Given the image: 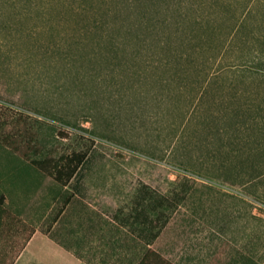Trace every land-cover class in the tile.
<instances>
[{"label":"rangeland","instance_id":"1","mask_svg":"<svg viewBox=\"0 0 264 264\" xmlns=\"http://www.w3.org/2000/svg\"><path fill=\"white\" fill-rule=\"evenodd\" d=\"M28 1L0 0V155L10 152L21 157L0 160L17 164V171H9L11 176L6 170L3 175L15 181L20 193H30L28 199L34 195L45 200L59 189L63 201L69 190L49 173H55L60 157L84 154L92 159L85 183L92 194L103 191L101 198L112 202L132 197L140 183L170 196L184 182L185 169L195 171L201 177L188 174L198 181L189 203L183 202L156 244L172 260L184 262V232L192 231L184 229V224L189 226V212L208 209V200H227L223 185L240 186L246 176L264 171V107L257 113L252 107L226 106L231 102V83L244 87L248 98L259 100L264 80L253 75L243 78L245 85L235 70H221L243 54L240 48L249 47L236 42L225 57L211 63L209 58L216 57L215 35L198 29L212 47L204 56L192 55L191 66L179 61L181 70L174 76L164 66L161 45L152 46L155 59L146 53L134 57V43L125 50L117 48L118 56L111 55L90 40L79 43L82 32L62 6L42 9L37 4L42 0H31V7ZM250 1L217 0V5L208 6L211 0H206V8H184L185 48L199 42L187 39L195 14L208 17L220 37L243 19ZM247 16L248 38L264 33V0ZM168 45L172 52L184 54L183 42L172 39ZM184 67L189 68L186 75ZM209 83L208 93L196 107V102L190 106L197 90L202 91L198 88ZM39 162L45 165L40 168ZM219 184L223 185L216 190ZM8 210L20 217L7 214L13 233L11 238L9 233L0 234V264H10L26 242L16 239L20 222L27 221L30 231L41 208ZM52 217L49 214L41 227L45 229ZM221 248L224 254L226 248ZM261 248L264 252V237L253 242L254 252ZM248 260L245 264H264V258Z\"/></svg>","mask_w":264,"mask_h":264},{"label":"crops","instance_id":"2","mask_svg":"<svg viewBox=\"0 0 264 264\" xmlns=\"http://www.w3.org/2000/svg\"><path fill=\"white\" fill-rule=\"evenodd\" d=\"M17 158H21L19 154L10 152L0 155L2 161ZM16 165L0 163V234L12 236L13 224L7 214L20 217L9 208L41 210L35 212L40 220H35L30 231L27 221L18 225L16 239L26 242L10 264H245L248 259L264 258L263 248L259 252L252 250L254 240L264 237V171L252 178L246 176L240 186L219 184L216 190L223 185L227 200H208V209L188 211L190 222L189 226L184 224V229L191 227L192 231L184 232V262L179 263L170 258V253L156 247L167 227L154 243L142 242L140 225L135 226L129 217L135 193L128 199L111 202L101 198L103 191L92 194L85 183L82 197L64 187L69 194L63 201L59 189L45 200L34 195L28 199L30 193H20L15 181L8 177L17 171ZM4 170L12 173L6 177ZM192 193L184 205L189 203ZM49 214L53 217L44 229L41 226ZM206 220L210 222L205 223ZM221 246L226 248L224 254ZM219 254L222 258L216 261Z\"/></svg>","mask_w":264,"mask_h":264},{"label":"trees","instance_id":"3","mask_svg":"<svg viewBox=\"0 0 264 264\" xmlns=\"http://www.w3.org/2000/svg\"><path fill=\"white\" fill-rule=\"evenodd\" d=\"M260 1H250V4L245 7L247 10L243 19L240 20L237 26L233 27L232 31L229 30L226 35L220 37H218V32L212 27L211 20L208 17L203 14L200 16L195 14L189 23L191 34L189 33L190 36H187V39H197L199 42L189 46L190 50L185 48L186 41L182 32V20L184 18V24L188 20L187 12L185 11L183 15V10L187 6L196 8V10L202 9V7L206 8V0H42L37 4L42 9L56 4L68 10L82 32V37L78 38L79 43L90 40L96 48L103 46L109 50L111 55L115 53V56H118L119 51L123 48L125 50L128 44L134 43L136 46L134 57L146 53L150 59H155L152 46L154 43L157 46L161 45L164 54H166L165 60H162L164 66L174 76H177L179 70H181L177 66L179 61L184 59V66L186 67L189 64L191 66L193 64L192 55L199 53L204 56V52L212 47L197 32L198 29H203L210 37L212 34L215 35V41L217 42V45L213 47L216 57L209 58V60L212 59L211 63L216 62L217 57H225L236 42L242 43L243 46H247L249 49L241 50L240 48L239 51H242L243 54L221 70H235V74H238L242 79H251L255 75H260L261 79L264 80V33L259 31L248 38L250 32L246 33L245 31L246 22L249 18L247 16L248 12H251L253 7L255 8ZM28 2L29 7L33 6V1ZM215 4L217 5V0H211L208 6ZM243 36L246 38L244 39ZM172 39L184 43V54L171 51L168 41ZM117 48H120L118 52L116 51ZM244 50L247 52H244ZM125 54L127 55V52L124 53V56H126ZM185 67L184 75L189 69ZM243 83L246 85L245 80ZM209 84L204 87L201 85L198 88L202 91L198 93L197 90V95L190 101V106L195 102L197 104L193 106L198 105L201 98L203 99V96L208 93L209 86L212 83ZM230 89L232 90L231 102L226 105L227 107H252L251 110L253 109L257 113L264 107V95L261 98L259 97L260 101L255 96L248 98L244 87L243 89L238 88L236 83H231ZM241 98H244V102H238L239 105L234 106V101ZM91 163L90 156L84 154H77L72 157L62 156L55 164V173H49V176L54 177L62 187H68L73 193L82 197L85 194V179L90 171ZM44 165V162L38 163L40 168ZM185 172L184 182L179 183L178 189L172 191L170 196L161 195L146 184H139L140 187L132 200L133 212L129 214V217L133 218L135 226L140 225L141 239L145 245L154 243L170 223L172 216L187 199L188 194L192 193L193 186L198 181L188 174L191 173L195 177H201L195 171L185 169Z\"/></svg>","mask_w":264,"mask_h":264}]
</instances>
